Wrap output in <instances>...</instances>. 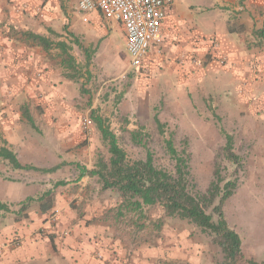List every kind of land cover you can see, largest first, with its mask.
<instances>
[{
    "label": "rangeland",
    "instance_id": "obj_1",
    "mask_svg": "<svg viewBox=\"0 0 264 264\" xmlns=\"http://www.w3.org/2000/svg\"><path fill=\"white\" fill-rule=\"evenodd\" d=\"M57 1L61 5L58 18L64 21L63 25H70L73 21L76 24L94 20L104 22L95 16L96 9H80L81 0ZM45 35L57 40L53 29ZM121 38L116 26L110 43L105 46L104 56L98 50L99 57L105 59L103 61L96 58L101 40L92 41L86 47L90 55L88 62L80 35L68 38L67 41L73 44V66L78 65L80 70L65 67L56 54L58 50L45 57L49 66L54 68V86L60 88L61 95L57 102L45 108H35V113L32 111L39 119L27 124L29 136L25 138L31 146L35 139L44 146L39 168L53 167L62 156L70 160L59 162L60 167L52 172L30 170V183L62 181L65 184L57 188L62 194H75L77 185L73 183H86L79 190L82 200L71 206L81 210L87 208L91 215L89 223L93 222L95 228L106 225L112 240H118L129 252L135 250L146 260L151 259L149 264L221 262L222 252L212 242L211 235L188 220L166 216L160 206L145 207L142 213L120 210L122 197L116 191L102 189L97 176L78 178L80 170L76 163L90 170L99 157L107 160L109 156L107 143L92 120L91 114L94 113L104 119L129 161L144 159L150 152L156 167L174 171L175 160L165 149V140L169 139L179 153L188 155V181L194 191L204 192L212 181L221 185L234 181L236 187L222 206L224 218L227 225L238 233L246 254L262 253L264 96L255 94L256 100L260 101L250 105L246 101L244 86L239 90L236 83H224L221 77L217 82L214 80L213 86L203 81L200 91L187 98L179 89L176 75H169L168 63L160 76L143 75L141 78L129 70ZM170 85L176 87L174 92H169ZM198 97H202V102ZM19 110L22 114V109ZM85 118L92 121L88 131L83 128ZM156 119L163 124L161 128ZM59 128L66 129L63 141L58 138ZM226 134L232 137V151L238 157L236 162L225 155ZM28 153L30 155L29 150ZM29 165L35 167L33 163ZM215 171L218 174L215 175ZM1 174L8 178L6 173ZM164 238H169V257L155 258L152 251L159 247L164 251ZM245 261L248 260L243 255L239 264Z\"/></svg>",
    "mask_w": 264,
    "mask_h": 264
},
{
    "label": "crops",
    "instance_id": "obj_2",
    "mask_svg": "<svg viewBox=\"0 0 264 264\" xmlns=\"http://www.w3.org/2000/svg\"><path fill=\"white\" fill-rule=\"evenodd\" d=\"M60 6L57 0H0V147L12 151L21 165L35 166L15 168L0 158V202L7 206L0 209V264H149L151 259L146 260L135 250L129 252L118 240H112L106 225L95 228L93 222L89 223L91 215L87 208L71 206L82 200L79 190L86 183H73L77 185L75 194L57 190L65 183H30V170L45 172L39 168L44 146L36 139L29 145L27 124L38 121L32 114L35 108L57 102L61 91L54 86V68L45 58L57 49L46 52L26 42L21 33L31 31L53 41L45 35L53 29L57 35L53 42L64 41L73 59V44L67 39L80 35L87 62L90 55L86 47L95 40H101L96 58L105 60L99 57L98 50L104 56L116 26L122 36L121 47L125 41L123 26L105 18L98 9L94 8L95 16L105 23L94 20L63 25L64 21L58 18ZM263 28L264 0H171L165 6L161 40L150 48L138 68L129 70L141 78L160 76L168 63L169 75H176L179 89L187 98L200 91L203 81L213 86L222 77L221 81L236 83L239 90L244 86L247 103L254 105L260 101L255 94L264 96V39L259 35ZM75 44L79 45L78 41ZM75 68L80 70L78 65ZM175 88L170 85L169 92ZM201 98L198 97L202 102ZM65 131L58 130L61 141ZM63 160L70 159L59 157V162ZM59 162L54 166L59 168ZM47 191L52 197L49 207L44 209L45 199L41 196ZM27 198L33 200L20 210ZM55 210L60 215L53 221L51 215ZM163 241L164 251L160 247L152 251L155 258L169 257V238ZM241 251L247 260L264 264V251L246 254L242 241Z\"/></svg>",
    "mask_w": 264,
    "mask_h": 264
},
{
    "label": "trees",
    "instance_id": "obj_3",
    "mask_svg": "<svg viewBox=\"0 0 264 264\" xmlns=\"http://www.w3.org/2000/svg\"><path fill=\"white\" fill-rule=\"evenodd\" d=\"M24 40L44 51L58 50L60 62L65 67L77 70L73 64L74 59L69 54V47L64 41L53 42L48 37L24 31L21 33ZM259 35L264 39V28ZM92 120L99 131L103 141L107 143L108 159L99 157L90 170L80 167L79 178L85 175L97 176L102 189L116 191L123 202L120 210L142 213L143 208L160 206L166 216H175L188 220L202 231L211 235L213 243L220 247L222 260L219 264H239L243 259L241 251V239L238 233L231 229L224 218L222 206L225 200L233 193L236 183L227 181L221 185L218 181H212L204 192L194 191L189 183L188 155L179 153L171 140H165V149L175 160L174 171H167L154 165L152 154L148 152L144 159L127 160L124 151L118 146L115 135L105 125L104 119L94 113ZM159 128L163 126L156 119ZM225 155L236 162L237 155L232 151V137L225 135ZM184 153V152H183ZM0 158L8 160L15 168L35 169L29 165H21L15 154L6 147H0ZM58 168L40 169L51 172ZM218 174L215 171V175ZM219 179V177H217ZM62 183V182H60ZM51 192H45L41 198L44 200L43 208L49 207ZM32 198H27L20 210L27 207ZM7 206L0 202V209ZM244 264H255L253 261H245Z\"/></svg>",
    "mask_w": 264,
    "mask_h": 264
},
{
    "label": "built area",
    "instance_id": "obj_4",
    "mask_svg": "<svg viewBox=\"0 0 264 264\" xmlns=\"http://www.w3.org/2000/svg\"><path fill=\"white\" fill-rule=\"evenodd\" d=\"M171 0H81L82 9H98L105 18L119 22L124 29L125 41L122 48L129 69H136L148 57L150 48L162 38L165 6ZM92 121L83 120L88 131ZM60 213L55 210L51 219L56 221ZM16 241H10L15 244ZM1 253V250H0Z\"/></svg>",
    "mask_w": 264,
    "mask_h": 264
}]
</instances>
